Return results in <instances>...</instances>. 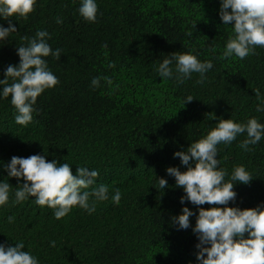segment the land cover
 Listing matches in <instances>:
<instances>
[{"label": "trees", "instance_id": "1", "mask_svg": "<svg viewBox=\"0 0 264 264\" xmlns=\"http://www.w3.org/2000/svg\"><path fill=\"white\" fill-rule=\"evenodd\" d=\"M95 2L97 20L90 23L79 14L81 0H37L27 19L11 18L17 32L0 41V80L9 65L19 66L18 47L38 31L49 34L45 42L53 52L61 50L60 59L44 58L59 84L38 97L27 126L15 122L11 98L0 95V183L10 184L9 201L0 206V245L23 242L38 264H201L193 231L199 209L225 206L182 204L186 193L167 169L186 171L174 154L186 152L221 119L264 124V111H257L264 108V47L243 60L220 58L234 36V22L220 18L221 0ZM0 26L8 28L9 21L0 17ZM173 53L192 54L213 68L202 84L199 73L180 83L173 61V76L162 78L160 63ZM246 138L217 146L219 168L237 193L226 207L264 210V137L250 151L239 146ZM32 155L68 163L73 175L78 167L96 170L92 187L108 186L109 198L95 201L91 214L75 207L60 220L34 197L15 203L23 181L9 177L6 166L12 157ZM240 166L252 177L248 185L231 181ZM160 178L168 181L165 189ZM116 189L119 204L112 200ZM184 207L194 213L186 230L173 223Z\"/></svg>", "mask_w": 264, "mask_h": 264}, {"label": "clouds", "instance_id": "2", "mask_svg": "<svg viewBox=\"0 0 264 264\" xmlns=\"http://www.w3.org/2000/svg\"><path fill=\"white\" fill-rule=\"evenodd\" d=\"M36 3L37 0H0V17L9 21L8 28L0 26V41L5 40L10 33L17 32L16 26L10 22L11 18L27 19L35 11ZM97 13L95 0H81L79 14L85 21L95 23ZM220 18L225 25L234 22V36L229 38L221 59L235 56L243 60L254 55L256 47H264V0H221ZM48 36L46 31H38L36 38L31 39L28 46L18 47L19 66L9 65L5 72L6 79L0 80L3 89L0 95L11 98L18 125L27 126L31 123L38 97L59 84L44 58L54 56L60 59L61 50L53 52L45 42ZM169 57L160 63L159 75L171 78L173 72L170 65L175 61L176 72L179 74L177 80L180 83L193 73H199L201 79L197 82L202 84L206 78L204 74L213 68L212 62H200L192 54L173 53ZM109 67H115V64H110ZM104 79L109 85L112 84L111 78ZM99 83V78L92 80L93 86H99ZM254 92L259 99V89ZM192 101L193 98L189 96L187 104ZM257 111H264V108L257 106ZM245 133L247 138L239 146L250 151L249 145H256L264 137V124L259 123L256 118L249 119L246 124L221 119L216 128L198 142L191 143L186 152L174 154L187 167L186 171L181 172L179 168L173 167L167 169L168 175L175 178L176 186L186 193L181 198L182 204L189 201L195 206H225L199 209L193 231L200 241L196 247L199 249L197 260L201 264H264V210L260 207L246 210L226 207L235 201L237 193L233 190L234 183L225 182L227 172L219 168L220 162L217 159L219 144H231ZM6 170L9 177L23 181L15 192V203L34 197L37 205L52 208L57 220L69 215L75 207L91 214L95 211V201L109 198L108 186L92 187L99 175L96 170L78 167L77 174L73 175L68 163L61 165L56 161L49 162L41 155L12 157ZM231 181L248 185L252 177L240 166L234 169ZM158 183L161 189L168 186V181L163 178ZM9 193L10 184L0 183V206L8 203ZM92 198L94 200L90 204ZM112 200L115 204L120 203L119 189L115 190ZM182 212V215L173 217V223L178 224L179 229L186 230L190 227V217L194 213L187 207ZM13 220L14 217H9V223ZM245 234H248V238H245ZM52 246L55 247V241ZM24 248L23 242L14 247L0 245V264H38L37 259L24 251Z\"/></svg>", "mask_w": 264, "mask_h": 264}]
</instances>
